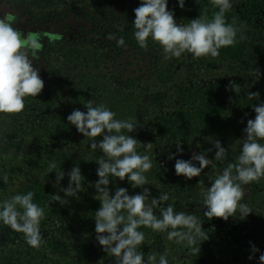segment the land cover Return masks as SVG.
Wrapping results in <instances>:
<instances>
[{"label":"rangeland","instance_id":"rangeland-1","mask_svg":"<svg viewBox=\"0 0 264 264\" xmlns=\"http://www.w3.org/2000/svg\"><path fill=\"white\" fill-rule=\"evenodd\" d=\"M245 1L247 0H232V5L236 7ZM140 2L141 0H0V18L13 15V26L16 29L26 36L35 35L41 40L42 49L34 66L39 67L45 83L37 97L26 98L25 108L21 113L0 114V147L4 150L0 152V198L5 196L0 202L7 198L6 192L16 189L26 180L18 175L10 179L7 176L8 170H12L20 160L40 158L45 154L44 151L53 146L50 134L54 131V113L68 116L74 109L86 112L85 105L91 100L94 105L107 106L116 113L117 119L131 120L138 125L131 135L138 140V145L146 147V144L151 143V148L144 149H148L147 154L152 158L154 166L151 170H163L165 174L161 179L159 174L149 177V184L145 187H149L155 197L167 192L171 198L165 203H174L178 211L179 205L183 204L180 211L196 215L205 233L202 239H207L208 236L199 248V245L189 247L186 244H176L167 239L166 233H158L138 249L143 251L146 261L153 253L159 255L167 252L169 264H200L201 259L197 255L201 254L202 247L211 239L217 242L212 253L214 259L233 261L236 264H259L264 246V179L244 186L245 198L242 202L247 203L252 211L248 217L244 220L239 219V216L230 217L225 221L205 214L206 205L202 193L218 175L215 169L206 167L200 177L195 178L203 180L204 184L179 187L177 183L180 176L175 174V167L167 172L165 165L168 152L173 157L170 165H175L178 158L184 156V160H188L193 153L204 154L214 148L216 140L221 145L230 146L232 152L239 155L242 142L238 140L243 139L244 135L231 130L210 134L207 138L190 144V149L181 155L177 154L176 146L166 149L156 144L148 130L158 117L173 108L178 92L191 84L206 86L214 82L225 83L245 94L259 93V100L250 98L253 105L264 101V19L251 18L244 25L241 24L248 50L238 63L229 62L220 55L216 58H195L188 53L180 58L166 59L159 43L151 39L147 48L136 49L128 43L124 46L117 44V39H124L126 29L131 28L134 10L140 6ZM168 7L175 11L178 24L185 23L178 0H169ZM110 36H115L116 39H111ZM41 108L42 111L39 112ZM44 111L50 112L49 116L43 114ZM255 115L253 110L251 119ZM31 129L43 132L44 141L32 140L28 134ZM95 139L99 141L101 137ZM56 143L58 145H54L65 161L61 168V176L63 172L65 176L59 182L48 179L45 183L51 181L66 188L67 173L77 164L79 167L83 166L78 157L81 150L91 155L90 158L96 164L103 156L99 148L93 150L91 140L78 131L74 138H62ZM162 179L172 183L168 191L163 189ZM97 180L85 176L84 189L81 191L100 204L94 199L96 190L92 187ZM112 180L113 184L109 187L113 192L118 187L128 188L133 195L142 191L141 188H132L127 180L122 182L115 177ZM250 185L255 188L254 193L250 190ZM153 190L157 191L154 193ZM83 194L60 205L45 223L41 229L43 251L49 257L72 258L75 262H82L80 249L84 253L85 247H91L92 250L100 248L101 255L91 256L86 264H103L111 255L106 254L95 239V214L87 211L85 204L81 203ZM156 211L158 213L159 209ZM22 237V233L0 223L1 244L5 243L11 248H27L28 244ZM49 243L56 244L58 249H52L48 246ZM252 244L260 251L253 253ZM1 247L4 248L3 245ZM250 256L252 259H249Z\"/></svg>","mask_w":264,"mask_h":264},{"label":"clouds","instance_id":"clouds-1","mask_svg":"<svg viewBox=\"0 0 264 264\" xmlns=\"http://www.w3.org/2000/svg\"><path fill=\"white\" fill-rule=\"evenodd\" d=\"M218 9L211 19L207 14L199 15L188 23H177L175 11L168 7L169 0H141L135 12L133 22L134 38L141 48H147L148 42H158L166 59L180 58L191 54L195 58L220 55L221 48L235 46L238 42V29L228 23L226 13L232 7V0H210ZM186 0H178L183 9ZM14 16L9 14L0 18V114L21 113L27 97H37L45 87L40 69L34 61L42 49L41 40L35 35L26 36L13 26ZM116 39L115 36H110ZM242 38V37H241ZM118 46H124L125 40L117 39ZM232 87V86H231ZM249 98L259 100V93H248ZM87 111L74 109L67 121L76 130L91 140L93 150L99 148L103 156L98 160L96 174L98 180L92 187L96 190L94 199L100 202L95 210V239L106 254L116 258V264H169L167 252L153 253L147 259L138 249L144 245L146 236L141 227L150 228L155 233H166L167 239L179 245L194 247L200 245L205 233L202 223L196 215L178 211L167 192L158 197L152 196L147 173L153 168L152 158L141 154L138 140L133 133L137 124L131 120L117 119L116 113L107 106L94 105L89 100ZM254 119L247 120L243 129L244 138L240 154L235 163H229L219 173L210 186L203 189L208 217L222 218L239 216L244 220L252 212L245 198V185L259 183L264 179V101L253 105ZM101 137L99 141L95 138ZM211 141V138H210ZM151 148V143L147 144ZM215 155L218 159L224 155V147L219 140L214 141ZM177 154L183 153L182 144L176 145ZM209 160L203 153H193L190 159H176L175 174L186 180L200 177L208 166ZM55 168V165H50ZM65 176H59L57 182ZM68 186L62 187L64 203L67 198H75L82 190L85 176L77 164L67 173ZM125 181L132 188L142 191L130 194L128 188L113 190L112 178ZM6 180L7 177H4ZM198 184H204L199 180ZM34 192L16 194L0 202V223L11 230L22 233L26 243L39 249L44 243L41 234V222L45 218V209L33 202ZM61 201L60 195H54ZM156 209H159L158 213ZM260 250L252 244V252ZM252 259V256L249 257ZM264 264V253L259 257Z\"/></svg>","mask_w":264,"mask_h":264},{"label":"trees","instance_id":"trees-1","mask_svg":"<svg viewBox=\"0 0 264 264\" xmlns=\"http://www.w3.org/2000/svg\"><path fill=\"white\" fill-rule=\"evenodd\" d=\"M180 11L184 22L188 23L191 19L197 18L199 15L205 13L209 19H211L218 9L213 6L210 0H186L185 7L183 9L180 8ZM251 18L264 19V0H247L236 7L232 5L231 9L226 13L227 22L234 24L238 29V42L235 46L221 48L220 56L222 58L233 63H238L243 60L248 48L242 25L247 23ZM134 19L135 13L133 22ZM133 22L131 23V28L126 29L124 40L125 43L139 49L140 46L134 38L135 28ZM252 107L253 104L248 94L228 86L225 83L214 82L206 86L191 84L185 86L178 92L177 100L173 108L163 116L158 117L154 121L152 127H150V130H148V133L156 141V144L166 149L169 147L171 149L177 144H182L183 152L185 153V151L190 149V144L192 145L196 141H201L210 134L231 130L236 134L244 135L243 129L247 126V120L251 119L253 112ZM38 111H42V108ZM42 113L49 116L50 112L44 111ZM53 128L54 131L52 135L50 134L53 146H50L48 151H44L43 153L45 154H43V156L35 159L27 158L20 160L19 163L14 166L15 168L13 167L12 170H8V175L6 172V175L9 176L10 179L18 175L26 180L16 189H13L9 193L6 192L7 198L5 199L16 194H26L28 191L34 192L33 202L45 209V218L41 222V229L44 228L45 223L53 216L55 210L64 203L62 186H57L51 181L45 183V180L48 179H52L53 181L57 180L59 176H61V168L65 163L62 153L54 144H57L56 142L62 138H74L77 133L76 128L67 121V115L64 113H54ZM28 134L34 141H44L45 134L38 129H31V132ZM47 136H49V134H47ZM222 146L225 151L223 157L220 159L215 155V148H210L204 152V155L209 160L207 167L215 169L217 174L221 173L229 163H235L239 156L237 153L232 152L230 146ZM145 148H147V144L146 147L144 145H138L137 150L141 154H147L148 149L144 150ZM3 151V148L0 147V152ZM82 151L83 150L78 154V157L81 158L80 163H83V166L80 167L82 174L92 179H98L96 174L98 164H96V161H93L92 157L90 158L91 155L87 154L86 151ZM166 155V171L169 172V169L174 166L170 165L173 157L171 152H168ZM178 159H184V156ZM53 164L55 168L50 167V165ZM158 174L160 179L165 175L163 170H150L146 175L149 178L154 175L157 176ZM199 180L201 179L193 178L191 180H186L184 177L180 176L177 184H179V187L183 185L196 187L200 185L198 184ZM165 181L166 179L161 180L162 187L168 191L172 183L170 181ZM82 189H84L83 186ZM250 190L253 193L256 191L251 185ZM153 191L155 193L157 190ZM83 193L84 192L81 191L79 195ZM54 195H60L62 198L61 201H56ZM83 195L81 203L85 204V209L87 211L95 214V210L100 207V204L97 201L91 200L87 193ZM4 197V195L1 196L0 200ZM67 199L69 200L71 197ZM183 207L184 205L180 204L179 211ZM185 213L193 215L190 212ZM139 230L145 233V241L151 240L158 235V233L153 232L150 228L141 227ZM262 241H264V236L262 237ZM216 243V240L210 239L209 242L202 247L203 250L200 251L201 254L197 255L199 259H201L200 264H236L233 261L224 262L219 259H214L212 253ZM2 245L4 248L1 247ZM48 246L52 249H58V246L53 243H49ZM7 247L8 245L5 243L0 245V264H86V261L89 260L91 256L97 257L101 255L100 248L92 250L91 247H85L84 253L81 252V249L79 250L82 262H75L72 258L49 257L43 251V246L39 249L31 248L29 245L27 248L22 249H20L21 247ZM262 253H264V246H262L261 254ZM103 264H116V259L110 256Z\"/></svg>","mask_w":264,"mask_h":264}]
</instances>
